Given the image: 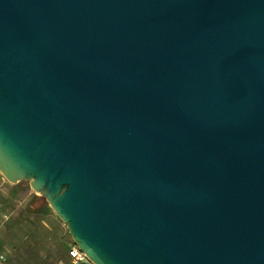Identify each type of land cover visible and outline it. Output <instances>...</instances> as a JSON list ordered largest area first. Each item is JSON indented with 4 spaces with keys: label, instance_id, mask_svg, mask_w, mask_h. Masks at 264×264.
Returning a JSON list of instances; mask_svg holds the SVG:
<instances>
[{
    "label": "water",
    "instance_id": "95a60500",
    "mask_svg": "<svg viewBox=\"0 0 264 264\" xmlns=\"http://www.w3.org/2000/svg\"><path fill=\"white\" fill-rule=\"evenodd\" d=\"M0 173L94 264H264V0H0Z\"/></svg>",
    "mask_w": 264,
    "mask_h": 264
},
{
    "label": "rangeland",
    "instance_id": "374dc122",
    "mask_svg": "<svg viewBox=\"0 0 264 264\" xmlns=\"http://www.w3.org/2000/svg\"><path fill=\"white\" fill-rule=\"evenodd\" d=\"M14 189L25 193L24 241L1 242L8 246L6 259L10 264H59L73 242L66 224L28 180L18 181Z\"/></svg>",
    "mask_w": 264,
    "mask_h": 264
},
{
    "label": "crops",
    "instance_id": "0c3cea01",
    "mask_svg": "<svg viewBox=\"0 0 264 264\" xmlns=\"http://www.w3.org/2000/svg\"><path fill=\"white\" fill-rule=\"evenodd\" d=\"M15 185L16 183L8 182L0 173V264H10L6 259L8 246L1 242L24 241L25 221L22 215L25 193L15 190Z\"/></svg>",
    "mask_w": 264,
    "mask_h": 264
},
{
    "label": "built area",
    "instance_id": "2783aa9c",
    "mask_svg": "<svg viewBox=\"0 0 264 264\" xmlns=\"http://www.w3.org/2000/svg\"><path fill=\"white\" fill-rule=\"evenodd\" d=\"M59 264H94L80 248L72 242L66 251V256Z\"/></svg>",
    "mask_w": 264,
    "mask_h": 264
}]
</instances>
